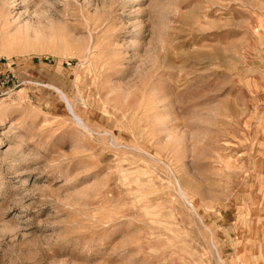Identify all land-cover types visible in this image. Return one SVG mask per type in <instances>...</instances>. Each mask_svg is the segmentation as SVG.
Wrapping results in <instances>:
<instances>
[{
    "label": "rangeland",
    "instance_id": "1",
    "mask_svg": "<svg viewBox=\"0 0 264 264\" xmlns=\"http://www.w3.org/2000/svg\"><path fill=\"white\" fill-rule=\"evenodd\" d=\"M0 264H264V0H0Z\"/></svg>",
    "mask_w": 264,
    "mask_h": 264
},
{
    "label": "bare ground",
    "instance_id": "2",
    "mask_svg": "<svg viewBox=\"0 0 264 264\" xmlns=\"http://www.w3.org/2000/svg\"><path fill=\"white\" fill-rule=\"evenodd\" d=\"M67 104L69 105L68 106V109H69V112H70V114H72V116L74 117V118H77L78 119V117L75 115V113H74V108L72 109V107L70 106V104L67 102Z\"/></svg>",
    "mask_w": 264,
    "mask_h": 264
}]
</instances>
